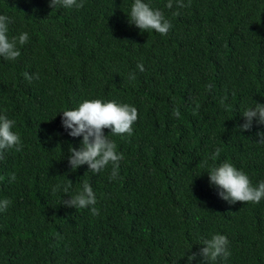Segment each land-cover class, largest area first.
<instances>
[{
    "label": "trees",
    "instance_id": "16d2710c",
    "mask_svg": "<svg viewBox=\"0 0 264 264\" xmlns=\"http://www.w3.org/2000/svg\"><path fill=\"white\" fill-rule=\"evenodd\" d=\"M144 2L171 23L166 36L129 23L134 0H0L9 39L29 37L16 60L0 57V115L22 144L0 160V200L10 201L0 264H188L215 234L230 255L214 264H264V199L229 204L207 174L229 162L253 186L264 181V125L239 128L253 100L264 103V0ZM95 99L138 111L131 136L103 130L123 155L115 180L111 165H68L82 137L68 136L61 112ZM85 183L99 215L62 203Z\"/></svg>",
    "mask_w": 264,
    "mask_h": 264
},
{
    "label": "clouds",
    "instance_id": "9594fccd",
    "mask_svg": "<svg viewBox=\"0 0 264 264\" xmlns=\"http://www.w3.org/2000/svg\"><path fill=\"white\" fill-rule=\"evenodd\" d=\"M177 6L182 8L186 5L183 0H177ZM49 7L59 8H81L83 0H49ZM167 8L173 7L172 0H169ZM174 15H179L175 12ZM130 24H134L143 31L154 30L161 35H167L171 23L165 19L163 13L158 9H153L144 0H134L130 10ZM10 18L0 15V57L6 60H16L20 56L19 46H23L29 40L28 33H21L18 37H8V25ZM140 72L145 71L142 64H138ZM38 79V75L32 76L25 73V79L30 83L33 79ZM131 79L135 76L131 75ZM254 106L241 114L244 123L239 126L241 131H251L253 121L257 125H264V103H258L253 100ZM61 126L70 137H82L79 148L69 147L68 165L71 171H75L81 165H87L90 173H99L107 166L111 165L110 178L115 180L118 177L120 161L123 155L117 152L116 144L104 134V129H110L112 135L131 136L133 133V124L138 119V111L129 104H120L116 101L103 102L99 99L85 100L76 109L63 111ZM177 117L179 112L174 113ZM15 121L9 119L6 115H0V160L4 159L5 151L15 148L20 151L22 144L20 136L12 129ZM257 143L264 144V132H257ZM219 155L217 149L212 154L211 159L215 160ZM209 184L219 189V197L229 204L236 202L259 203L264 199V181L257 186H253L249 177L240 170H237L231 163L224 162L217 167L209 170ZM15 174L10 177L15 180ZM69 181V180H68ZM69 184L71 182L69 181ZM67 194L68 189H64ZM65 207L75 209L90 208L93 216L99 215L95 207L97 200L90 183L82 186V191L68 200H63ZM8 199L0 200V212L6 211L9 207ZM228 239L221 234H215L210 239L202 241L203 247L198 253H191L187 256L188 264H192L197 256L201 257L200 264H214L218 259H227L230 255L228 251ZM176 264V262H175Z\"/></svg>",
    "mask_w": 264,
    "mask_h": 264
}]
</instances>
